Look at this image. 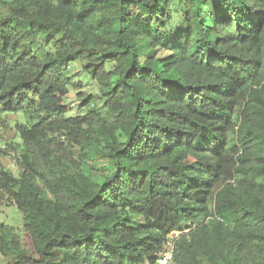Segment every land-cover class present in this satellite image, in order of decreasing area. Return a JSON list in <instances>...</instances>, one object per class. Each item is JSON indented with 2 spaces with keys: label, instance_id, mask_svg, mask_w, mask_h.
<instances>
[{
  "label": "trees",
  "instance_id": "trees-1",
  "mask_svg": "<svg viewBox=\"0 0 264 264\" xmlns=\"http://www.w3.org/2000/svg\"><path fill=\"white\" fill-rule=\"evenodd\" d=\"M76 61L110 120L89 97L66 116ZM18 113L5 264H153L169 239L173 264H264V0H0V115Z\"/></svg>",
  "mask_w": 264,
  "mask_h": 264
},
{
  "label": "rangeland",
  "instance_id": "rangeland-1",
  "mask_svg": "<svg viewBox=\"0 0 264 264\" xmlns=\"http://www.w3.org/2000/svg\"><path fill=\"white\" fill-rule=\"evenodd\" d=\"M112 66H107V70H111ZM67 77L69 78L68 94L65 97L63 103L67 110V117L83 116L88 112V108L81 107L82 100L84 98H91V104L89 108H93L99 116L111 119V115L108 109L104 106V98L102 97L98 85L93 82L84 69V62L76 61L70 64L66 70ZM8 116L0 115V150H5L6 145L10 142H14L12 133H14L15 124H24L25 117L18 113L10 116L12 119H7ZM11 133V134H10ZM8 137V138H7ZM17 143L20 144V138L16 135ZM4 148V149H3ZM78 155V151H75V156ZM15 153H6L1 155L0 153V165L7 168L15 177L19 175V169L15 165L14 157ZM91 166L94 169V173L99 176H107L111 172V166L108 162L102 159H96L91 157ZM0 224L7 225L13 229L15 236L19 241L23 238V215L13 206L10 199L1 195L0 199ZM7 259L0 254V264H5ZM173 264V263H172Z\"/></svg>",
  "mask_w": 264,
  "mask_h": 264
},
{
  "label": "built area",
  "instance_id": "built-area-1",
  "mask_svg": "<svg viewBox=\"0 0 264 264\" xmlns=\"http://www.w3.org/2000/svg\"><path fill=\"white\" fill-rule=\"evenodd\" d=\"M173 248L174 243L169 239L165 246V251L159 256L153 264H172L173 263Z\"/></svg>",
  "mask_w": 264,
  "mask_h": 264
},
{
  "label": "crops",
  "instance_id": "crops-1",
  "mask_svg": "<svg viewBox=\"0 0 264 264\" xmlns=\"http://www.w3.org/2000/svg\"><path fill=\"white\" fill-rule=\"evenodd\" d=\"M12 116H13V115H12ZM7 119H12V118H11L10 116H8ZM10 134H11V133H10ZM14 137H15V138H14ZM7 138H8V137H7ZM13 138H14V140H13L14 142H12V143L16 144V143H17V142L15 141V140H16V135L12 133V137H11L10 139H13ZM2 159H4V158H2ZM2 159H0V161H1Z\"/></svg>",
  "mask_w": 264,
  "mask_h": 264
}]
</instances>
